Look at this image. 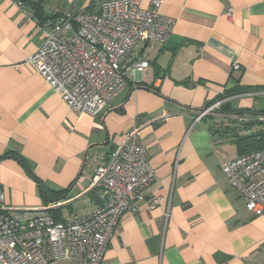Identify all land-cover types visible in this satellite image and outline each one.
<instances>
[{
  "label": "crops",
  "instance_id": "0c3cea01",
  "mask_svg": "<svg viewBox=\"0 0 264 264\" xmlns=\"http://www.w3.org/2000/svg\"><path fill=\"white\" fill-rule=\"evenodd\" d=\"M107 1L26 0L46 19L99 12ZM160 1L159 13L175 21L168 41L137 50L127 65L149 68L130 72L92 116L68 108L29 64L43 42L34 11L0 0V188L10 207L58 210L64 222L86 216L102 196L92 188L95 169L140 127L156 177L102 264H264V215L248 211L222 170L239 156L230 129L248 135L264 117L256 115L264 112V0ZM235 89L245 91L222 100L229 114L222 105L197 121ZM38 182L67 197L46 206ZM152 198H160L155 209Z\"/></svg>",
  "mask_w": 264,
  "mask_h": 264
},
{
  "label": "built area",
  "instance_id": "2783aa9c",
  "mask_svg": "<svg viewBox=\"0 0 264 264\" xmlns=\"http://www.w3.org/2000/svg\"><path fill=\"white\" fill-rule=\"evenodd\" d=\"M141 4L110 0L99 12H69L37 21L43 42L28 62L68 108L100 115L125 89L130 72L143 74L149 68L146 60L127 65L137 50L149 46L154 51L168 41L175 21L159 13L161 1L152 0L150 9ZM227 16L231 18L232 9ZM234 69L241 66L236 63ZM223 104L200 112L197 121ZM254 122H264V117ZM139 135L140 127L134 128L95 169L92 188L102 196L86 216L57 222L46 207H10L0 188V264H102L122 218L135 203L146 201L156 177ZM222 170L248 211L263 216L264 149L238 156ZM159 203L160 198H152L148 206L155 209Z\"/></svg>",
  "mask_w": 264,
  "mask_h": 264
},
{
  "label": "trees",
  "instance_id": "16d2710c",
  "mask_svg": "<svg viewBox=\"0 0 264 264\" xmlns=\"http://www.w3.org/2000/svg\"><path fill=\"white\" fill-rule=\"evenodd\" d=\"M22 3L27 8H31L34 11L35 18L37 19L38 22L43 23L46 18L44 17L43 13V8L40 3L38 4H33L29 3L27 4L26 0H18ZM245 90L243 89H235L232 91V93L226 94L225 96L217 99V101H222L224 99L230 98L233 95H238L241 94L240 92H243ZM216 101V102H217ZM215 102V103H216ZM214 104V103H213ZM211 104V106L213 105ZM229 105H223L222 110L228 111L229 110ZM224 114H229L228 112H225ZM256 115H261L264 116V112L262 113H256ZM253 125H256L260 128H258L257 131L248 133V135H239L240 132L238 133V128H235L233 130L230 129V131L233 133L232 138L233 142L236 144L239 152V156H245L248 154H251L254 151L264 149V122H255ZM227 128V127H226ZM226 128H221L224 131H226ZM39 183V194L41 198L44 201V204L48 206L50 203H56L60 202L61 200H64L67 197V191L65 192H53L49 190L43 183ZM49 213L55 218L57 222H64V220L57 214L58 210H49Z\"/></svg>",
  "mask_w": 264,
  "mask_h": 264
},
{
  "label": "rangeland",
  "instance_id": "374dc122",
  "mask_svg": "<svg viewBox=\"0 0 264 264\" xmlns=\"http://www.w3.org/2000/svg\"><path fill=\"white\" fill-rule=\"evenodd\" d=\"M228 145H231V144H228ZM230 147V146H229ZM59 264H61V263H59Z\"/></svg>",
  "mask_w": 264,
  "mask_h": 264
}]
</instances>
